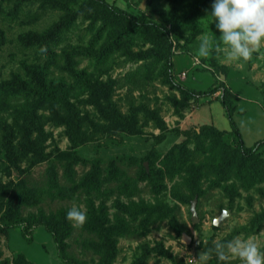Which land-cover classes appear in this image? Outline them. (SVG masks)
<instances>
[{"label": "rangeland", "instance_id": "374dc122", "mask_svg": "<svg viewBox=\"0 0 264 264\" xmlns=\"http://www.w3.org/2000/svg\"><path fill=\"white\" fill-rule=\"evenodd\" d=\"M103 1L137 20L169 26V20L178 23L205 0ZM210 13L188 19L168 38L134 25L131 34L120 36L126 21L104 19L106 13L86 0H0V89L6 83L3 92H14V101L1 97L0 102V217L12 211L40 218V209L47 217L73 206L85 212L88 196L80 185L97 165L109 219L125 216L131 231L106 242L74 226L67 214L58 218L55 231L65 236L66 252L78 264H198L204 252L210 255L206 264H242L235 257L221 261L215 253L216 241L236 237H255L264 251V176L256 168L245 182L226 169L235 154L233 127L244 148L255 147L264 160V48L249 61L229 63L215 52L200 57L202 35L219 42ZM26 38L44 39L46 45L27 44ZM103 47L111 52L99 66L88 54ZM161 49L171 54L170 78L159 61ZM66 69L77 78L70 79ZM171 79L195 93L215 91L191 97ZM58 82L69 87L70 95L56 110L16 95L23 85ZM74 117L78 147L68 134ZM203 125L224 132L216 138L218 155L210 156L212 140L199 157H188L182 166L171 163L169 153L177 146L199 150L196 138L183 132ZM190 164L203 166L195 187L183 184ZM143 171L150 177L144 178ZM51 180L61 193L34 203V189ZM122 183L129 186L126 191ZM195 198L197 224L190 214ZM117 202L143 205L154 222L139 229L128 212L115 208ZM223 210L230 216L214 227ZM25 226L0 227V264H63L46 227L32 224L31 235L24 237Z\"/></svg>", "mask_w": 264, "mask_h": 264}, {"label": "trees", "instance_id": "16d2710c", "mask_svg": "<svg viewBox=\"0 0 264 264\" xmlns=\"http://www.w3.org/2000/svg\"><path fill=\"white\" fill-rule=\"evenodd\" d=\"M91 7H97L104 11L106 15L104 16V19L110 18L112 20H116L118 22H124V26L126 27L123 32H119L120 36L122 34L128 33L131 34L134 31L133 25L135 28L141 27L146 30L150 31H157L160 33V35L164 36L165 38L169 37L170 33H174L178 31V29L181 28L183 23H186L189 20H192L194 18L201 17L205 15L206 13L209 12L211 9L212 3L214 0H205L204 2L198 4L194 9L189 12V14L186 15L185 19H180L181 20V25L179 24L180 20H169L168 25L169 26H163L159 25L156 22L148 19H142V20H137L133 18V16L127 14L123 10L120 9H115V8H109L108 5L103 1V0H86ZM176 2H183L184 0H175ZM14 9V8H13ZM15 11V10H13ZM177 23V25H176ZM180 25V26H179ZM179 26V27H178ZM32 37V36H30ZM26 43L27 44H37L40 43L42 46L46 45V40L41 39L39 40H32L26 38ZM162 50V49H161ZM109 48L103 47L101 50L97 52H90L88 55H92V57H95L97 60V65H99V62L101 59L103 62L106 60L107 56L109 55ZM160 58L159 61L163 62L169 73V78L172 76L171 75V70H172V63H171V54L170 51H161L159 53ZM100 66V65H99ZM69 71L71 74V78L76 79L77 75H74L71 73L69 69H66ZM80 78V77H79ZM73 80V79H72ZM78 81V80H76ZM171 85L173 87H176L179 89L181 93L184 95H190L191 97L193 96H203V95H211L214 93L215 90L211 89L206 92H192L187 88H183L180 85L173 84V80L171 79L170 81ZM85 85V84H84ZM7 87L6 83L3 85V87L0 89V102H1V97L9 99L11 101L13 100L14 97V92L10 93H5L3 92L5 88ZM85 87H88V85ZM19 94H16L18 96V100L22 99L23 101H33L35 106H38L39 104H48L52 107L53 110H56L57 104H62L67 101L68 96L70 95L69 87L65 86L61 82H58L57 84H49L48 86H45L42 83H36L35 88H29L27 89L22 86V88L19 90ZM17 99V98H16ZM226 99L222 98V104L226 106ZM71 109V106H69ZM226 109L228 111V116L230 118V108L226 106ZM61 112H58L57 115H60ZM72 120V123H69V137L71 139V142L75 145V147H78L81 144V140L78 138L76 135V132L79 131V122L76 117H74ZM235 134L237 137L235 139L236 145L233 150L235 152L233 158L228 159L229 165L226 167L227 173L231 172L234 173L239 179L246 180L250 178L251 174L255 172V169H260V172L258 173L260 176H264V160L259 158L258 154L255 152L256 149L251 148L247 149L244 148L243 142L239 136V131L233 127V131L230 132ZM221 134H224V132H220L217 129H215L212 126L208 125H203L200 128H191L189 130H186L183 132V135L185 137H195L196 140L202 145H199V150L197 152H194L192 150H187V148L183 145L177 146L171 150L169 153V157L172 160L171 163H180V166L183 165L182 161L186 160L188 157L193 156L192 158L199 157L202 155L203 152L207 148H205L204 143L207 141H212L211 144H209V151H210V156L212 158L216 157L218 155V144H217V137H219ZM83 143V141H82ZM264 145V143L262 142ZM208 150V149H207ZM73 155L76 157V159H79V157L76 156V153H73ZM231 156V157H232ZM143 170L145 169L144 166H142ZM203 169V166H200L199 168H196L190 164V169L187 171V174L183 178V184L186 187L196 186L197 180L200 176V171ZM117 173L119 171L116 169L115 170ZM144 178H149L150 174L146 173L145 171L142 172ZM99 168L96 165L94 168L93 173L90 175L85 176V178L81 182V191L85 192L86 195L88 196L86 199V216H87V221L81 227L84 231H86L88 234H91L95 238L103 239L106 242H110L114 237L116 236H126L127 234L130 233L131 227L128 224V221L125 216H119L115 215L114 220H110L108 217V207L105 201L102 199L103 196V191L102 186H101V180H99ZM140 179V178H139ZM133 185L135 182H132ZM127 187H129L126 183H122V190L126 191ZM61 193L60 188L57 186L55 180H51L49 182V185L47 187H36L34 189V198L35 201L34 203H37L39 201L44 200L45 198L48 197H58V194ZM132 193V192H131ZM99 195V202L96 203L95 200L97 198H92V196ZM178 200H182L181 197L176 196ZM195 197H200V194L196 193ZM29 198V197H28ZM22 199V198H21ZM30 199V198H29ZM32 200V199H31ZM115 206L116 209H119L123 214L125 212H128L129 217L135 222H138L139 229L146 228L149 226L151 223L154 222L148 208L144 207L143 205L141 207L135 208L137 205L133 204L132 202H129L128 204L121 205V203L117 202ZM128 205V206H127ZM68 210H59L57 213L50 212L49 216L45 217L43 215V211L40 209L39 215L40 218H35L33 215L30 213L28 214V218L21 217L18 212H13L10 211L6 213L5 215L0 217V227H3L4 229H10V228H15L22 226L23 223L26 225L24 227L23 231V236L26 237V234L29 233V236L31 235L30 230L32 228V224L35 225H42L46 227L45 229L47 230L48 233H50L52 241L55 245V249L57 251V256L61 260L63 264H78L73 257H70L67 252H66V247L67 244L65 242V236L63 237L62 235H58L57 232L55 231V226L58 221V218H63L67 214ZM28 243L31 242L30 239H27Z\"/></svg>", "mask_w": 264, "mask_h": 264}, {"label": "clouds", "instance_id": "9594fccd", "mask_svg": "<svg viewBox=\"0 0 264 264\" xmlns=\"http://www.w3.org/2000/svg\"><path fill=\"white\" fill-rule=\"evenodd\" d=\"M210 16L219 32V42L202 35L198 55L207 58L213 52L223 53L225 61H249L264 48V0H214ZM221 45L223 47H221ZM66 219L76 227H83L87 216L79 207H71ZM215 253L219 260L238 258L242 264H264V251L255 237H236L226 243L216 241ZM209 253H201L198 262L206 264Z\"/></svg>", "mask_w": 264, "mask_h": 264}, {"label": "water", "instance_id": "95a60500", "mask_svg": "<svg viewBox=\"0 0 264 264\" xmlns=\"http://www.w3.org/2000/svg\"><path fill=\"white\" fill-rule=\"evenodd\" d=\"M144 166H146V163L144 164ZM196 206H197V199L195 198L190 205L191 222L193 224H197L199 222ZM229 216H230V212L228 210H223L218 217L213 219L212 222L213 226L220 228ZM184 240H186L187 243L190 242V239L188 237H184Z\"/></svg>", "mask_w": 264, "mask_h": 264}, {"label": "built area", "instance_id": "2783aa9c", "mask_svg": "<svg viewBox=\"0 0 264 264\" xmlns=\"http://www.w3.org/2000/svg\"><path fill=\"white\" fill-rule=\"evenodd\" d=\"M182 75H183V77L185 78V74L183 73Z\"/></svg>", "mask_w": 264, "mask_h": 264}]
</instances>
